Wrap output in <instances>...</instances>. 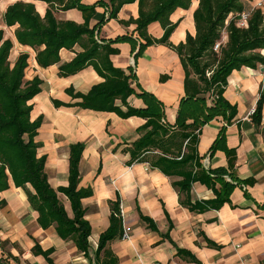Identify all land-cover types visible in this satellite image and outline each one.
<instances>
[{
	"label": "crops",
	"instance_id": "1",
	"mask_svg": "<svg viewBox=\"0 0 264 264\" xmlns=\"http://www.w3.org/2000/svg\"><path fill=\"white\" fill-rule=\"evenodd\" d=\"M16 1L19 0H0L2 18ZM20 1L33 2L42 17L49 8L43 0ZM97 1L81 2L94 6L95 14L88 24L97 28V41L113 50V65L127 74L133 70L136 80L132 86L137 93H150L160 102L166 124L175 125L183 108L186 122H198L196 160L189 165L193 174L223 168L232 174L234 180L229 175L225 177L233 184L222 200L219 192L223 185L219 181L208 183L196 178L186 195L174 184L182 176L168 175L150 161L159 150L132 161L128 149L141 137L139 128L147 118L123 117L117 111L75 105L81 99L74 94H86L104 81L93 64L73 74L60 72L61 64L86 49L88 36L84 35L73 48H62L60 62L42 67L36 59L37 51L18 41L15 30L19 24L8 26L3 19L0 28L13 42L9 60L14 63L21 53H29L26 79L39 76L43 81L41 91L29 103L33 106L31 120L43 117L35 141L40 144L38 156L46 157L45 172L55 189L69 183L71 144H85L79 163V187L91 191L82 199L91 233L87 249L81 250L74 237L62 238L58 234L56 223L41 225L39 212L31 206L25 190L10 177L9 188L0 192V264H49L43 254L33 251L36 244L43 250L52 249L49 257L54 264H264V97L258 116L252 113L264 95L260 94L262 63L256 68L234 69L223 95L229 107L225 113L204 121L205 105L200 100L184 103L188 97L179 54L163 43H150L137 54L144 40L136 23L124 21L138 17V1L126 3L112 18L110 8ZM198 3L193 0L188 9L178 8L171 15V20L178 23L170 36L171 43L185 41L188 32L195 34L194 11ZM54 14L59 20L85 23L83 11L77 7L57 9ZM102 19L105 21L101 23ZM148 33L161 38L164 29L154 21L148 25ZM125 35L131 39L114 41ZM137 93L129 96V104L145 108V98ZM206 96V106H212L213 97ZM56 101L70 105H57ZM116 104L127 110L121 99ZM61 195L66 199V203L62 201L66 211L73 217L71 201L58 192L60 199ZM116 203L123 212V216L117 215L121 220L120 234L128 228L130 238L123 239L118 234L99 250L101 236L111 227ZM192 204L196 207L191 208Z\"/></svg>",
	"mask_w": 264,
	"mask_h": 264
},
{
	"label": "trees",
	"instance_id": "2",
	"mask_svg": "<svg viewBox=\"0 0 264 264\" xmlns=\"http://www.w3.org/2000/svg\"><path fill=\"white\" fill-rule=\"evenodd\" d=\"M43 1L49 4L44 17L38 13L33 2L19 0L7 7L4 19L8 26L19 24L15 30L18 41L37 51L36 59L42 67L60 62L62 48H73L84 35L88 36L89 45L86 49L72 61L61 64L60 72L64 75L73 74L93 64L104 81L94 85L86 94H74L75 98L81 99L75 105L97 111H117L123 117H146V123L139 128L142 131L141 137L128 149L131 160H139L147 153L159 150L150 161L168 175L182 176L181 180L174 182L179 191L187 195L196 178H203L208 183L211 180L219 181L223 185V190L219 192L223 200L222 195L233 184L225 177L229 175L232 178L227 169L207 172L200 170L193 174L189 167L196 160L198 122H186L187 116L184 117L183 108L176 124L170 126L162 120L164 113L160 102L150 93L136 92L132 86V82L136 80L133 70L127 74L122 68L115 67L110 59L113 50L97 41L96 27H89L88 22L95 14L94 6L83 4L82 0ZM135 1L139 3V15L124 23H136V30L144 40L137 54L150 43H163L173 48L179 54L185 70V91L188 98L184 103L200 100L205 105L202 112L204 121L225 113L229 105L223 95L231 72L243 66L256 68L259 63H264V10H254L249 26L239 28L234 21L226 25V19L230 13L250 8L251 0H199L194 11L195 34L188 32L186 40L175 45L169 39L178 23L171 20V15L178 8L188 9L193 0H98L97 4L108 6L112 18L117 17L123 5ZM75 7L83 11L85 23L59 20L54 14L57 9L68 10ZM103 21L105 20L102 19L101 23ZM154 21H158L164 29L161 38H154L148 33V25ZM224 29L228 31V40L216 51L214 44ZM125 39L131 38L127 35L119 36L114 41ZM43 45L44 48L41 49ZM12 47V40L0 28V192L9 188L11 177L17 187L25 190L31 206L39 212L38 220L41 225L47 227L56 223L57 232L62 238L74 237L79 249L86 250L91 226L84 218L82 199L89 196L91 191L79 187V163L85 144H71L69 183L55 189L45 172L46 157L38 156L40 144L35 141L43 117L31 120L33 106L29 103L41 91L43 81L39 76L26 79L29 53H21L11 63L9 56ZM208 72H211L210 76L207 75ZM133 93L145 98V108H135L129 104L128 98ZM206 95L213 97L212 106H206ZM263 97L264 95L257 103L255 116L259 114ZM117 99H121L123 105L127 106L126 111L116 104ZM56 104L70 105L59 101ZM58 192L65 194L71 201L73 217L69 216ZM194 206L196 204H192L191 208ZM119 213L120 203H116L112 207L111 227L101 236L99 250L107 240L122 231L121 220L117 216ZM144 218L149 221L148 217ZM120 235L122 237L123 232ZM33 251L43 254L49 264H54L49 257L52 249L43 250L40 244H36Z\"/></svg>",
	"mask_w": 264,
	"mask_h": 264
},
{
	"label": "built area",
	"instance_id": "3",
	"mask_svg": "<svg viewBox=\"0 0 264 264\" xmlns=\"http://www.w3.org/2000/svg\"><path fill=\"white\" fill-rule=\"evenodd\" d=\"M250 8H245L240 12L237 13H230L228 18L226 19V25L230 24L232 21L235 22L236 26L239 28H247L249 26L250 18L253 14V11L256 9L264 10V0H251L250 1ZM228 31L226 29L223 30L221 37L216 40L214 44V50H220L223 43L228 40ZM261 69V81H260V94H264V63L260 65ZM210 75V72H208ZM255 112V109L252 110V113ZM245 187V186H244ZM123 239H129L130 234L128 228H125L122 235ZM8 264H18L17 262H9Z\"/></svg>",
	"mask_w": 264,
	"mask_h": 264
},
{
	"label": "rangeland",
	"instance_id": "4",
	"mask_svg": "<svg viewBox=\"0 0 264 264\" xmlns=\"http://www.w3.org/2000/svg\"><path fill=\"white\" fill-rule=\"evenodd\" d=\"M4 18H2V16H0V22L2 23V20H3ZM4 22H6L5 21V19H4ZM207 75H208V73H207ZM210 75H211V72H210ZM210 75H208V76H210ZM61 200L64 202V203H66V199H65V197H63V195H61ZM120 214L123 216V212H122V210H121V207H120ZM6 246V245H5ZM8 257H13L12 255H10V256H8ZM18 258H19V256H18ZM13 262V261H12ZM17 262V261H16ZM18 264H21V263H19V262H17Z\"/></svg>",
	"mask_w": 264,
	"mask_h": 264
}]
</instances>
